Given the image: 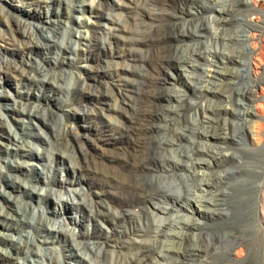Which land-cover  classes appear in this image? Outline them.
<instances>
[{
	"label": "bare ground",
	"instance_id": "obj_1",
	"mask_svg": "<svg viewBox=\"0 0 264 264\" xmlns=\"http://www.w3.org/2000/svg\"><path fill=\"white\" fill-rule=\"evenodd\" d=\"M88 1L94 20L84 26L78 22V27H87L88 34H82L75 27V30L68 27L67 21L70 11L82 13ZM28 2L36 9L24 15L38 20L35 26L9 17L0 7V19L6 22V28L0 30V50L7 51L6 45L13 46L10 49L13 51H9L11 58L0 53V83L14 78L18 83H26L28 90L34 87L40 95L5 94L0 100L10 99L12 104L0 109L21 124L25 119L29 122L37 119L53 128L49 103L60 110L63 105L80 102L82 108L71 109L67 115V119L78 120L75 126H69L58 115L61 132L54 131L51 138L43 140L50 152L63 164L66 162L65 170L73 176L72 180L49 177L52 184L65 189V196L54 189L44 195L37 193L39 198L54 202V208L49 211L52 219L40 210L38 218L37 211L32 213L36 221L31 222L25 209L22 213L17 210L20 216L13 217L0 206L1 228L16 231V226L25 222L35 231L18 241L0 233V243L9 240L7 243L13 250L25 252L30 245L39 248L38 244L49 239L59 242L61 237L68 251L41 254L49 264H70L66 260L87 264H107L109 260L113 264H246L244 249L249 253L257 243L262 244L258 226L260 214L264 213V185H260V193L254 194L248 206L236 212L238 207L233 201L237 199L241 204L244 196H236L233 187L247 184L250 176L246 170L255 165L239 153L222 152L229 150L222 132L231 129L232 139L237 138L236 144L248 152L253 150L247 147L244 130L255 129L257 141H264V0ZM45 4L56 5L58 9L66 4L68 13L52 8L40 12ZM114 7L121 11L129 9L135 16L115 17ZM190 9L197 12L191 14ZM200 10L209 13L210 20L200 16ZM238 14L241 17L234 18ZM131 18L135 29L127 26ZM209 22H216L217 27L211 28ZM232 24H240L244 29L234 31L231 37L225 34L223 25ZM75 31L80 33L76 40L72 38ZM121 33L127 36L121 37ZM208 37L222 48L231 45L234 49L229 54L225 49L211 50L204 44ZM64 38H68L66 43ZM19 45H23L20 54L16 49ZM104 51L121 60L103 61L105 66L100 65ZM39 52L46 65L33 56ZM51 53L54 56L46 57ZM200 61L208 62L213 69L202 71ZM93 62L97 63L93 66ZM126 62L134 68H128ZM75 63H80L84 76L53 71L54 65ZM236 63L242 72L233 71ZM176 68L188 73L189 78V74L194 76L196 100L186 94H173L175 82H171L168 72ZM103 78L108 82L102 83ZM67 80H73L74 87L66 86ZM173 80L177 82L178 78ZM205 82H220L222 88L203 85ZM52 90L63 97L52 98L47 94ZM220 96L232 109L212 103L213 97ZM32 100L40 103V109L34 110ZM230 115L239 122L229 121ZM106 118L109 122L104 124L102 120ZM1 119L0 145L8 153L9 143L23 145L27 141L6 132ZM88 120L100 122L93 138L75 130L76 127L89 130ZM72 142L76 143L75 147ZM31 153L32 148L27 154L30 159ZM205 159H211L213 167L225 164L233 167L221 176L210 170L211 164L204 162ZM40 160L48 161L47 170L52 174L54 159L43 155ZM260 166L264 170V165ZM4 168L0 164V178L5 177L12 189L20 188L19 178L4 174ZM29 191L36 193L35 187ZM108 194L116 196L114 209L104 199ZM0 197L13 201L5 190L0 189ZM201 206L205 207L204 211ZM236 213L243 214L245 224L231 221ZM194 217L216 222L228 220V223L222 231L210 232L206 222L201 225L194 222ZM63 225L69 230H64ZM12 258L10 251L1 253L0 264Z\"/></svg>",
	"mask_w": 264,
	"mask_h": 264
},
{
	"label": "rangeland",
	"instance_id": "obj_2",
	"mask_svg": "<svg viewBox=\"0 0 264 264\" xmlns=\"http://www.w3.org/2000/svg\"><path fill=\"white\" fill-rule=\"evenodd\" d=\"M72 2H74V0H70ZM127 1V0H126ZM89 1L86 2V5H84V10L82 13L79 12H72L70 11V19L64 18L63 20L68 22V27L72 28L73 30H75V28L77 30H79L82 34H88L86 32V28L87 27H78V22H82V26L84 25H90L91 22L94 20L92 15L90 14V5H89ZM113 3V1H112ZM116 2H114L115 4ZM88 4V5H87ZM47 4L42 5V8H40V12H46L51 10H58L59 12L62 10V12L64 11L65 13H68V8L67 5H61L58 9V7L55 5L53 7H51V5H48V7H46ZM133 6V5H132ZM0 7L3 8L4 12L6 14L9 15V17H13V18H20L22 19L24 22H27L30 26H35L36 24H38V20L36 19H30L27 16H25V13H30L32 8L36 9V6H31L29 5L28 0H0ZM114 10L112 11V14L115 17H119V18H126L125 15L128 16H135L134 13H132L131 10L129 9H124V11H121L120 9L114 7ZM191 14H195L197 11H195L194 9H190ZM200 16L204 17L206 20H210L209 19V13H205L204 11L199 12ZM121 14V15H120ZM217 14V13H216ZM241 14V13H239ZM235 15L234 18H239L241 17L240 15ZM78 17H80L81 19H79ZM74 19V20H73ZM127 26L131 29H135V25L134 22L131 19H128L127 22ZM209 26L212 27H217V23L216 22H209ZM224 27V32H226L225 34H229L232 35L234 34V31H238L241 29H244L240 24H232V25H223ZM75 27V28H74ZM6 28V22L0 19V30H3ZM220 29V28H219ZM231 33V34H230ZM80 33L78 32H74V34H72V38L74 40H76L78 38ZM127 36V34L125 33H121V37H125ZM68 40L67 39H63V42L66 43ZM121 40H120V44L119 46H121ZM204 44L205 47H208L211 50H215V48H217V50H222L225 49L224 51L226 53H231L232 50L234 49L233 46H227V48H222V46L217 45L216 43H214L212 38H207L204 40ZM13 46L11 45H6V50L8 51H4L5 49L2 48V50H0V53L5 55L8 58H11V55L9 53V51H13L10 50L12 49ZM22 47L23 45H19L18 47H16V49L20 51H22ZM235 48H239L238 45L234 46ZM1 48V46H0ZM17 54V55H18ZM16 55V56H17ZM33 56L38 59L43 65H46L47 62L44 60L40 59V52L38 54H33ZM54 56V53L49 54L46 57H52ZM44 57V56H42ZM121 58L118 57H111V55L107 52H101V57H100V61L98 63H100V65L105 66V63L103 61H111V62H116V61H120ZM244 60V59H243ZM97 62H93L91 63L93 66L96 64ZM126 64L128 65V68H134V65L130 62H126ZM80 63H75L74 65L71 66H60L57 67L54 65L53 67V71L55 72H72L74 75L75 74H79L81 76L85 75V72L83 71L82 68L79 67ZM114 65V64H113ZM49 66V65H47ZM239 64H235L232 66V68H235L233 71L234 72H242L241 71V67H239ZM200 69L202 71H206L208 72L209 69H213L212 66L209 65L208 62H204V61H200ZM204 69V70H203ZM237 69V70H236ZM223 70V69H222ZM168 76H170L171 78V82H175V89L173 90V94H179V95H183L186 94L188 95V97L191 100H196L197 97L196 95L193 93V87H194V82L195 79L193 78L194 76L189 74L191 76V78H189L188 73H186L184 70H182L181 68H176V69H170L168 72ZM130 79H134V77L129 76ZM178 81L176 82L173 79H177ZM206 80L209 79V77L205 78ZM100 81L102 83H106L108 82L107 79H100ZM208 85L211 86L213 88H218L221 89L222 88V84L220 82H216V84H213L211 82H205L203 83V85ZM74 81L73 80H67V85L69 87H74ZM166 87H170V85H166ZM229 87H232L234 89L237 88V86H234L232 84H229ZM28 86L26 83L22 82V83H18V81H16V79L12 78L9 81H6V83H3L1 80L0 83V97H2L3 95H8V96H12V97H16V96H25L27 95V93H34L36 96L40 95V93L37 91V89H35L34 87H29V90L27 89ZM47 94H49L50 96H53L52 98H58L60 99L61 97H63V95H61V93L52 90L51 92H47ZM65 98V95H64ZM1 99V98H0ZM23 99V98H22ZM212 103L213 104H217V105H223L226 107H230L229 103H227L221 96L220 97H213L212 98ZM23 102V101H22ZM77 103V102H76ZM6 104H12L11 100H0V106L2 107L3 105ZM48 104V103H47ZM31 105L34 106V110L35 109H40V103L37 101H33L31 102ZM51 108H52V114L50 115V120L53 121V128L49 127V126H45L43 125L39 120L34 119L31 122L28 121V119H25L24 123L21 124L13 119H11L7 113L6 110L4 109H0V117H2V123H3V128L4 130H6V132H10L11 135H17L22 137L25 141H27L26 143H24L23 145H20L19 143L15 142V143H9L8 145V153L5 149L4 145H0V164L2 166H5V168L3 169L5 171L4 174H10L12 176L18 177L19 180H17V184H19L18 189H12L11 187L7 186L8 183L6 181V178H0V189L1 190H5L7 192H9L12 197H13V201L11 200H7L5 199V197H0V206L5 207L6 211L9 212V214H11L13 217H18L20 216L19 213H16L17 210L22 213L25 209L26 211V217L28 220H30L31 222L36 221L35 218L32 219L33 216V212L37 211V214L35 215L36 218L40 217V210H43L45 212V216H47L48 218H51V216L49 215V211H51L54 208V202L51 200H46L44 198H39V196L37 195V193H41L42 195L47 194L49 192L52 191V189L56 190V192H61L62 196H65V189H61L60 185L58 184H52V180L49 178L52 177L55 180H59L62 178H68L70 180H72L73 176L71 174V172H66L65 170V166L66 162L63 164V162L60 160V158H57L55 154H53L52 152H50V147L49 145L43 141L46 140L48 138H51L54 134V131H57V133L61 132V127H62V123H60L58 121L57 116L58 115H62L64 117V121L67 122V124L69 126H75L78 122V120H71L70 118L67 119V115L71 114V112L73 110L71 109H81L82 108V104L80 105V102L75 104L72 106H68V105H63L61 106L60 110H58V108L53 105L52 103L48 104ZM18 107V106H16ZM232 109V108H231ZM252 109H254V105L252 104ZM112 117L113 120H117V116L111 114L110 115ZM229 121H235V122H239V120H237L234 115H230L228 116ZM112 120V121H113ZM27 121V122H26ZM102 121H104V124H107L109 122L108 118L103 119ZM90 122V123H89ZM86 125L89 128V130H83L79 127H76V131L80 134H87L89 138H93L95 136V130L100 126V122L98 121H91L88 120ZM231 127V125H230ZM32 134L33 136L29 135ZM226 138H227V142H226V146L229 148V150L225 149L222 152L226 153V154H233V153H239L242 157H244L245 159L249 160V161H253L255 167L253 168H249L246 170L247 174L250 176V178L248 179V183L247 184H237L234 185L233 187V193L236 196H244V200L243 202L240 204L237 203V199L233 201V205L236 207H238L236 209V212L239 210H243L244 207L248 206L249 201L251 200V198L254 196L255 193H260V185H264L262 184L264 181V170L261 168L260 164L264 165V141L263 142H258L256 139V133H255V129H251L250 130H244V137L247 143V147L249 149H251L252 152H248V150H246L243 146H240L238 144H236L235 141H237V138L235 140L232 139V131L231 129H226L222 132ZM263 140H264V135H263ZM87 143V142H86ZM72 144L75 147V142ZM183 144L188 145L187 141H183ZM19 147H21L19 149ZM205 147V146H204ZM32 148V157L33 158H28L27 154L29 152V150ZM207 148V147H206ZM76 150V149H75ZM215 150H219V148L215 149ZM24 155V156H22ZM43 155H48L50 158L54 159V162L56 161V163L53 162V166H54V171L52 174H50L47 170V164L48 161L44 160L41 161L40 157H42ZM76 155H79V153L76 150ZM36 157V158H35ZM16 158V159H15ZM9 162L11 163V165H9ZM206 163L211 164V159H205ZM22 164V166H20V168H15L14 166ZM14 165V166H13ZM10 166V168H9ZM233 167V165L231 164H225L223 166H219V167H213V165L211 164V168L210 170L214 171V172H219L221 174V176H224V172L226 169H231ZM76 176H80L77 172H76ZM86 177V176H84ZM44 179V182H43ZM42 180V182H41ZM35 187V191L36 193H32L31 191H29V189H33ZM28 191V192H27ZM245 192H248L249 194L247 196L244 195ZM241 197V196H240ZM15 198V200H14ZM104 199L111 205L113 206V209L115 208L113 202L116 199V196L114 194H108L104 196ZM263 201V198H261V202ZM264 203V201L262 202ZM193 204V203H192ZM264 205V204H263ZM204 206V204H203ZM202 211H204L205 207H202ZM58 209H60V207H58ZM187 214L189 216L190 213L187 212ZM52 219V218H51ZM194 222L197 221L199 222L201 225L206 222V229L210 232H217V231H222L223 227L226 226V224L228 223V220H221V221H205V219H198L197 217H194ZM260 222L261 224L258 226V230H259V235L262 236V244H258L253 248V250H251L249 253H247V251L244 249V253L243 256L245 255L246 258V264H264V213H262V215L260 214ZM231 221L237 223V224H243L244 222V218H243V214H239L236 213V215H234L233 218H231ZM245 224V222H244ZM51 226H54L53 223H50ZM256 225V224H255ZM252 226V225H251ZM257 226V225H256ZM17 230H4L3 228L0 227V233H2V235H8L9 238H12L14 241H18L19 238H25V236L27 235V233H31V234H35L34 230L25 222L22 224H18L17 226ZM57 227V226H56ZM64 230L68 229L66 225H63L62 227ZM69 230V229H68ZM53 239H49V242L45 243V244H38V247L35 246H29L27 250L24 249L25 252H17L15 250H13V248L11 247L9 240L6 241V243H0V254L4 253V252H11L13 258L6 261L3 264H35L37 261L39 262H43V263H48V261L46 260V258H41L40 255L47 253V251H56L58 253H66V251H68V247L66 245L65 242H63V238H58L59 242H52ZM86 257L88 258L89 252L86 251L85 252ZM59 259L60 256H58ZM68 261L70 264H87V263H81V262H74V261ZM49 264V263H48ZM52 264H56L55 262H53ZM64 264V263H62ZM107 264H113L112 262H110V260L107 262Z\"/></svg>",
	"mask_w": 264,
	"mask_h": 264
}]
</instances>
